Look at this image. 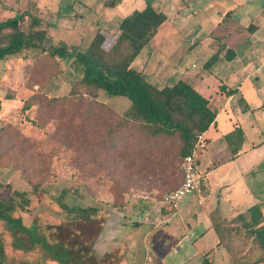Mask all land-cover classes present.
I'll return each mask as SVG.
<instances>
[{
	"label": "crops",
	"instance_id": "0c3cea01",
	"mask_svg": "<svg viewBox=\"0 0 264 264\" xmlns=\"http://www.w3.org/2000/svg\"><path fill=\"white\" fill-rule=\"evenodd\" d=\"M190 2L166 0L159 10L166 20L133 63L142 62L135 69L157 88L178 80L188 82L209 100L216 116L202 132L205 148L194 154L197 189L178 210L171 211L160 201L127 197L123 206L109 214L95 247L100 251L105 243L103 252H109L110 247L123 246V264H203V257L213 264H230L212 226V212L218 210L221 219L230 220L260 205L264 218V0H196L195 5L201 6L198 14ZM166 7L170 15L164 12ZM121 19L115 16L113 31ZM194 26L198 41L178 62L172 60L180 47L178 33ZM216 29L219 33L214 35ZM20 53L0 60V67L2 61L5 64L4 75L19 76L12 65ZM2 86L0 111L20 106L22 101L6 87L9 84ZM238 128L242 135L233 134ZM229 143L240 144L236 154Z\"/></svg>",
	"mask_w": 264,
	"mask_h": 264
},
{
	"label": "rangeland",
	"instance_id": "374dc122",
	"mask_svg": "<svg viewBox=\"0 0 264 264\" xmlns=\"http://www.w3.org/2000/svg\"><path fill=\"white\" fill-rule=\"evenodd\" d=\"M195 1L191 0L190 8L198 14L201 6L195 5ZM165 2L166 0H0V21L9 14L27 11L43 20V27L47 29L45 46L62 40L67 44H76L83 51L97 27L109 33L115 32V16L123 18L147 4L159 11L163 9ZM43 8H46L44 12ZM164 12L170 15L169 7ZM22 25L23 28L26 27L25 22ZM166 27L169 26H164V29ZM197 32L198 27L194 26L178 33L177 43L180 41V47L172 60L178 62L188 48L198 41ZM218 33L216 29L214 35ZM32 52L30 50L18 55L17 64L12 65L15 67L14 72L17 69L19 73L17 78L14 73L15 79L4 75V61L0 67V86L8 83L9 86L6 87L23 103H35L29 111H24L22 104L0 111V198L11 195L5 189V184H9L12 190L27 192L30 198V205L25 211L17 210L14 213V216L22 218L26 228L0 222L4 264H123V246L110 247L109 252H103L107 249L105 243L101 247L98 245L100 251L95 247L106 219L116 208L114 205L124 204L127 197H142L159 202L165 192L179 184L180 171L176 170L169 182H165L168 172L164 174L158 168L127 178L126 162L122 164L108 152L104 154L96 149L91 150L95 159L93 163L84 164L86 151L79 150L74 155L60 144L59 135L56 134L55 137V126L60 115L58 111L45 109L48 101L42 98L45 95L48 98L63 99L70 97V93L76 89L73 87L76 76L70 73L69 60H54L48 54L47 59H42L39 52V56L32 57L34 60L30 62ZM26 58L29 61L25 62ZM141 63L137 61L132 67L138 69ZM59 70L60 73L57 74ZM68 99H73V96ZM97 100L119 112L130 105L128 98L109 95L103 89L99 90ZM72 111L76 113L77 121L82 111L71 109L68 102L64 105V116L61 119H69ZM98 115H107L112 123L110 115L101 111H98ZM71 156H75L76 160H71ZM180 162L181 159H178L176 165L179 166ZM117 172L121 173L119 177ZM35 184L38 185V191L33 187ZM63 188L78 189V193L69 192L66 195L64 201L67 205L97 206L100 209L98 215L89 221H83L61 209L57 196ZM246 254L252 259L258 256V251H246Z\"/></svg>",
	"mask_w": 264,
	"mask_h": 264
},
{
	"label": "trees",
	"instance_id": "16d2710c",
	"mask_svg": "<svg viewBox=\"0 0 264 264\" xmlns=\"http://www.w3.org/2000/svg\"><path fill=\"white\" fill-rule=\"evenodd\" d=\"M166 18L163 12L147 4L143 9L123 17L113 33L97 27L89 45L81 51L77 45L62 41L45 46L47 30L42 19L27 11L15 12L0 21V60L27 50H33L30 62L34 60L32 57L39 56V52L42 59L50 56L54 60H69L70 73L76 76L73 85L76 89L70 97L59 99L42 95L48 101L45 109L58 111L60 115L55 126V137L59 135L60 144L74 155L79 150L86 151L84 164L93 163L95 159L91 150L96 149L104 154L108 152L122 164L126 162L127 178L158 168L164 174L168 172L165 182H169L176 170L180 171L176 161L192 152L196 136L208 129L215 119L216 110L188 82L178 80L172 85L157 88L142 71L131 66ZM24 22L26 27L23 28ZM100 89L109 95L128 98L130 105L124 112L116 113L97 100ZM72 96L73 99H68ZM6 98L11 97L7 94ZM66 102L71 109L82 111L78 122L73 111L69 119H61ZM21 104L24 111H29L35 103L22 101ZM98 111L110 115L112 123L107 115H98ZM233 134L242 135V131L238 128ZM229 147L236 154L240 144L234 147L229 143ZM70 159L75 161L76 157L71 156ZM120 174L117 172V177ZM181 179L180 171V182ZM4 187L11 195L0 198V222L26 228L22 218L14 216V213L28 208V193L12 190L9 184ZM33 187L38 191L37 184ZM69 192L78 193V189L60 190L57 200L61 209L83 221L98 215L100 209L97 206L67 205L64 200ZM123 205L115 204L114 207ZM218 213V210L212 212V226L219 236V243L225 246L230 264H262L264 218L261 206L253 205L230 220L221 219ZM246 251H258V256L250 259ZM4 259L0 240V264H4ZM202 263L213 264V261L203 257Z\"/></svg>",
	"mask_w": 264,
	"mask_h": 264
},
{
	"label": "built area",
	"instance_id": "2783aa9c",
	"mask_svg": "<svg viewBox=\"0 0 264 264\" xmlns=\"http://www.w3.org/2000/svg\"><path fill=\"white\" fill-rule=\"evenodd\" d=\"M204 148L205 139L203 134L200 133L196 136V141L192 152L189 155L181 158L179 165L182 174L181 182L174 189L165 192L160 199V203L168 207L171 211L178 210L184 198L193 194L197 189L199 172L194 154L197 150Z\"/></svg>",
	"mask_w": 264,
	"mask_h": 264
}]
</instances>
